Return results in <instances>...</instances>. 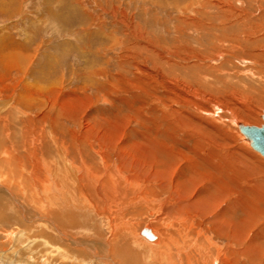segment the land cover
<instances>
[{
    "label": "rangeland",
    "instance_id": "obj_1",
    "mask_svg": "<svg viewBox=\"0 0 264 264\" xmlns=\"http://www.w3.org/2000/svg\"><path fill=\"white\" fill-rule=\"evenodd\" d=\"M0 106V116L7 121L0 122L4 150L12 149L18 159L13 175L27 169L20 185L31 183V173L35 184L49 181L61 167L71 169V162L79 168L80 154L74 151L79 142L74 140L83 138L80 141L87 145L90 157H98L94 152L98 149L111 151V160L121 164L140 188H132L138 195L132 192L120 214L131 223L134 234L152 227L165 242L176 238L175 229L166 223L177 224L179 216L187 212L197 228L190 232L193 238L196 231L206 229L210 241L227 248L234 264L264 263V207L257 206L253 197L255 190H262V184L253 181L264 183V157L243 139L235 124L264 125V0H0ZM59 112L64 116L59 119L62 128H55L52 122ZM53 135L59 142L53 143L50 155L48 142L54 140ZM62 145L72 146L69 164ZM236 147L246 166L260 171L252 181L245 177L240 184L244 200L240 205L251 212L260 207L249 227L243 208L223 213L225 206L238 199L235 192L221 205L209 202L208 207L217 210L206 212L207 218L192 211L194 207L169 214L172 208L168 206V215H162L156 206L141 200L145 193L169 200L159 191L162 184L157 177L168 171L172 178H163L166 183L176 181L190 191L182 204L194 203L210 183L208 177L205 182L200 180L210 170L207 155L218 148L224 152ZM45 161L48 166L56 163L55 170L44 168ZM0 183L22 199L14 191L19 186L2 179ZM8 212L13 217L11 208ZM88 218L101 221L99 214ZM213 221L220 228L228 223L229 229L241 231L242 241L219 236ZM21 227L13 221L0 223L1 253L12 245L3 232ZM107 232L96 230L99 237H107ZM205 236L198 243L204 241L207 248ZM250 249H257L256 261V253ZM145 250L140 251L145 254ZM26 255L1 257L0 264H41V258L29 261ZM76 256L92 259L83 252ZM144 260L154 261L145 256Z\"/></svg>",
    "mask_w": 264,
    "mask_h": 264
},
{
    "label": "bare ground",
    "instance_id": "obj_2",
    "mask_svg": "<svg viewBox=\"0 0 264 264\" xmlns=\"http://www.w3.org/2000/svg\"><path fill=\"white\" fill-rule=\"evenodd\" d=\"M213 2L215 3V1ZM10 62H13V61H10ZM14 109L18 110L20 108H17V106H14ZM12 115H14V112ZM60 117H64V116H62V113L60 114L57 113V116L55 117V119H53L52 124L54 125L55 128H58V127L62 128L61 123L59 124ZM4 118L5 117L1 118L0 116V122L2 123L3 121L7 122L6 120H4ZM262 118L264 120V115ZM29 119L31 120V118ZM235 124L238 126V128L241 124L245 126H249L247 124H244L238 121H236ZM240 132L242 133L241 130ZM55 133L56 132H54V134ZM64 133L65 131L63 132V134ZM49 135L51 136V134H48V136ZM243 136L245 137L243 139L246 142L248 141L249 142L248 144H250L251 146L250 141L246 138L244 134ZM53 137H54L53 138L54 140H50L48 142L50 145V148L48 150L50 155L52 152L51 147H53V143L59 142V138H57L56 135H53ZM81 139L83 138H79V139L76 138L74 140V142L77 144L79 142V144L76 147L80 151H78L74 147L75 148L74 151H77V154L78 153L80 154V158H79L80 167L79 168L74 166L75 164L71 162L72 163L71 169H68L66 167L63 171V168L61 167L59 168L60 171H56V173H53V176H51L49 181L45 182L46 179L44 181L43 180L40 181L39 179L38 180L34 179L35 181H40L39 183H35V184H32L33 182L32 180L35 174L33 173L32 175L31 173V176L33 178L31 177L32 178L31 183H28L26 186L25 183L23 185H20L19 183H22L23 180L25 179L22 173L26 172L27 169L20 168L22 169L21 170L22 173L19 174L18 176L13 175L14 169L17 166H19L18 164H16L18 160L16 159L17 155H16V152L10 151L12 149L4 150L5 146L3 147L4 143L2 141V137L0 136V179H2L3 181L5 180V183H7L10 186H13L12 182L15 185L19 186L20 188L14 187L16 189L15 190L14 188L12 189L15 192H17V194L20 197H22V199H19L16 195H14L11 192L10 187L6 188L3 185H0V223L2 222L9 223L13 221V223L15 222V224L19 225V227L22 226L21 230L17 228L18 230L16 229L10 232L9 231L3 232L5 237L9 240L10 244L12 245L10 249H7L8 251H5V253L0 252V258L3 257V259L6 260L7 258L12 257V255H18V256L23 257V252H24L25 255L26 254L28 255L29 261L30 259L37 260L41 258L42 259L41 264H149L150 262H147V261L145 262L144 260V256H145L146 259L148 258L154 259V261L151 260L152 264L153 263L154 264H177L174 259L176 257L175 255H177L178 262L180 264H201V263L202 264H209V263L211 264H234L233 261L229 259L227 248L223 246L219 247L218 245L215 244L216 242L213 241L212 239L210 241V236L208 237L206 229L204 230V233H202V230L196 231L197 233L196 238H193L191 236L197 228L196 229L194 228L193 222L195 221L193 219H190L187 212L184 215L182 214L179 216L180 218L177 219L176 221L177 224H174V223L170 224L169 222L166 223L167 227H172L173 230L175 229L177 233L176 238L171 237L168 239V241L166 240L165 242L162 240V236H161L162 234L160 235V233L156 232L155 231L156 229L154 230V228L152 227H145L144 229H141L139 233L134 234L135 230L133 231L131 223L127 221L123 217V215H120V214H122L125 211L124 209L127 208L128 203L126 202L127 201L130 202L131 200V194L133 192L132 188L138 189V187L134 185V182H136L135 179L125 174V172L123 171L121 167V164H118L114 160H111V154H112L111 151L103 152L102 150L98 149L94 151L96 152L95 154H97L98 157L95 155H92V157L95 156V158L90 157L89 153H87L86 151L87 145H85L83 141H80ZM103 141H104L103 142L104 145H107L108 147L111 146L110 144L111 142L109 143L105 140ZM172 145L174 144H171V147H174ZM62 146H64V148L67 151V155H65L66 161H67L66 164H69L68 163L70 162L69 157L73 153L71 149L72 146L71 145H69L68 147H66V145H62ZM89 147L93 148L94 145H89ZM251 148L255 150L252 146ZM234 150L231 149L229 151L223 152L222 149L219 150L218 148L217 150L211 151V154L208 153L209 154L207 155L208 161L206 162L210 163L209 165L210 170H208L205 173L206 176L202 174L201 178H204V179H200V180L205 182L208 177V179H210V183L208 182L206 184L205 188L202 191V196L196 199L194 203L192 201L191 203L188 201L187 203L184 202L182 204V201L188 200L190 191L186 187H182L181 183L176 184L177 183L176 181H171L169 184L168 182L166 183L164 180L166 179V177L168 178L169 176L168 171L167 172L163 171L162 173H160L159 176L157 174L156 175L161 180V184H162V185L159 184L160 185L159 191H161L162 194L165 192V194H167L166 195L167 199L169 200L160 201L158 200L157 197L153 198L155 195L151 197V196H148L147 193H145V195L142 197L141 200H144L146 204L149 203L148 205H150L151 207L156 206L154 209L157 210L162 215H165V214L166 216L168 215L167 214L169 211L168 208L170 206H171L170 208L172 209L171 211H169V214L171 212L180 213L182 211H188V210H191L192 207H194L192 208L193 209L192 211H198V215H201V216L204 215V217H206L207 216L205 214L206 212L212 213L217 210L216 207L214 210H211L208 207L209 202L214 205L217 204V206L221 205L226 200V198L230 197L229 196L230 194L232 195V192H235L238 195V199H236L233 203H231L229 207L225 206L223 213L230 212L229 214H233V213H237L238 212L237 210L239 208L241 209L243 208L244 214L248 217L247 219H245L246 220L245 226L249 227L251 224L250 222L255 221L254 219L256 215H254L253 213L258 214V210L260 209V207L256 208L255 210L253 209V211L251 212V210L246 208L244 204L243 206H241L240 204L243 200V197L241 196L242 194H239V190L241 189L240 184L245 183L243 182L244 180H246L244 178L247 177L250 181H252L251 179L255 177L258 169L256 170L249 166H246L247 163H244L243 158L240 155L239 149L236 147ZM60 151L62 150H59V152ZM162 151L164 152L165 150L162 149ZM255 151L258 152L257 150ZM258 153L261 154L260 152ZM232 154H234L235 157H233ZM57 157H60V155ZM125 160H124V163L125 162L127 163V161ZM31 162H33V160ZM44 164L46 166L44 168H47L48 170L49 169L55 170V168L57 167V166L55 168L53 167L56 163H53L51 164V166H48L50 164L46 163L45 161ZM158 164L162 165V162L161 163L158 162ZM193 176H195V174ZM169 177L172 178L171 176ZM259 180L258 181L255 180L253 182L254 183L256 182L255 184H258V185L262 184L260 186L262 190H259V192L255 190L253 192V197L258 202L257 206L258 204H262L264 207V186H263L264 183L263 181L259 182ZM249 184L251 185V183H248V187H249ZM232 185H234L235 187L230 188V186ZM147 187H150V186H147ZM138 190H140V188ZM246 190L248 191V189ZM153 192L155 191L153 190ZM133 194L138 195V193L136 192H133ZM193 204H195V206H192ZM8 205L14 211L12 213L13 217L10 216L11 218L8 215L10 214L8 212L10 210ZM120 205L122 206L121 208L119 207ZM195 207L198 209H195ZM128 211L130 210L128 209ZM96 214H99V218L101 219V221L98 222L95 220V221L90 222L88 216L91 217L92 215L94 216ZM223 215L224 214L220 216L223 217ZM8 218L10 219L8 220ZM224 219L225 218H223V220ZM215 222L213 221L214 223L213 225L216 228H218V230L216 229L215 230L218 231V233L220 234V235L218 234L219 236L222 235V238L231 237L233 241H236V242L242 241V239L240 240V236H239L240 235L239 232L241 231L239 230L235 231L232 228L229 229L230 227L229 226L227 227L228 223H224V224L220 223V225L222 224L223 226V228H220ZM101 223L102 225H100ZM104 229L108 230L107 232L108 236L107 237L97 236L96 230H98V233H103L105 231ZM87 230L88 231L91 230L92 232L90 231L91 232L90 233ZM80 231L84 235L78 234ZM191 231L193 233L190 234ZM200 236H205V240L207 239L209 240L208 241L209 246L207 248L205 247V244L203 243L204 241L198 243V238H200ZM140 245H143L142 246L143 248L142 247L140 248ZM210 246L211 248H209ZM144 248H146V250ZM40 249H42L44 252L41 253ZM141 249L145 250L146 253L143 254V252L140 251ZM74 250L77 251V253L83 252L84 254H86L88 257L92 259L90 260L80 259L76 256L77 253H75ZM251 251L253 253H256L254 250H251ZM252 252L250 253L252 254ZM256 256L259 257V253H256L253 259L257 258ZM157 259H158V262L156 261ZM251 262H253V260Z\"/></svg>",
    "mask_w": 264,
    "mask_h": 264
},
{
    "label": "water",
    "instance_id": "obj_3",
    "mask_svg": "<svg viewBox=\"0 0 264 264\" xmlns=\"http://www.w3.org/2000/svg\"><path fill=\"white\" fill-rule=\"evenodd\" d=\"M242 133L250 141L251 146L264 156V126H239Z\"/></svg>",
    "mask_w": 264,
    "mask_h": 264
},
{
    "label": "clouds",
    "instance_id": "obj_4",
    "mask_svg": "<svg viewBox=\"0 0 264 264\" xmlns=\"http://www.w3.org/2000/svg\"><path fill=\"white\" fill-rule=\"evenodd\" d=\"M238 2H239V0H238Z\"/></svg>",
    "mask_w": 264,
    "mask_h": 264
}]
</instances>
